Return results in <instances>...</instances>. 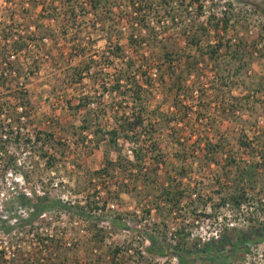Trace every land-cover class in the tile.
Masks as SVG:
<instances>
[{
    "label": "trees",
    "instance_id": "obj_1",
    "mask_svg": "<svg viewBox=\"0 0 264 264\" xmlns=\"http://www.w3.org/2000/svg\"><path fill=\"white\" fill-rule=\"evenodd\" d=\"M3 1L8 6L3 15L7 21L0 20V187L8 166L15 159L14 152H8L9 146L19 150L22 144L33 142L36 145L40 142L37 155L44 160L45 168L48 169L56 164L55 150L60 155L63 153V143L56 139L53 130L36 131L31 138L28 132L20 130L18 126L20 117L28 115L26 109L30 105V98L25 81L30 68V73H33L49 62L56 71L60 69L66 79V86L77 91L64 99V106L77 116L78 124L59 123L52 127L64 131V126H67L66 129L71 130L70 134L75 136L76 144L83 145L87 141L92 149L101 144L106 147L100 168L90 170L78 176V179L74 178L78 185L84 180L85 184L79 188L83 202L78 199L80 197L71 202L52 195L47 183L40 193L32 190V196H28L24 191L16 190L15 194L5 199L3 204L8 211H12L14 205L32 208L26 219L14 225L0 218V231L8 232L10 247L18 239L12 235L13 229L26 230V225H30L36 218L44 219L49 212L74 213L85 220L87 224L84 229L89 233L87 240L96 242V249H111L108 251L110 258L105 260L107 264H119L131 258L125 254L128 245L125 241L112 242L108 246L104 243L114 228L138 231L146 236L148 244L143 249L145 254L139 250L134 252V256L141 261L155 254L173 253L177 255L180 264H195L198 259L206 260L208 257L211 264L213 258L210 252L213 246L218 248V255L234 246L235 242L227 235L213 244L199 243L198 239L191 238L189 226L194 223H185L187 208L184 206L182 209L178 205L184 200L189 207H193L191 211L194 212L199 205L205 207L210 202L212 213L200 215L212 218L224 208L239 210L241 203L253 200L256 196H253L254 191H264V173L259 171L264 168V141L258 148L254 146L261 136L264 138V126H256L257 134L252 138L242 134L237 137L239 147L246 154H251L253 150L262 157V160L256 162L241 158L237 151L228 148V139L224 135L219 132L208 135L204 130L214 128L216 123L214 118L206 117L211 104H215V109H222L219 111L222 118H229V114H234L236 110L234 106L225 109L224 103L221 104L218 98L211 102L203 101L206 91H216V84L218 87L224 85L222 61L238 60L235 73L230 76L238 78L242 65H245L246 71L249 65L248 61H243L247 52L250 53L245 49H253L258 45L252 43L248 46L243 37L236 34L240 25L247 29L242 22L244 13L236 8L238 0L224 2L221 12H217L212 3L206 8L205 0H124L141 21L137 27H127L126 36L117 28V24L108 25L112 19L103 14L114 9L118 1L122 0H87L88 9L82 3L80 5L79 0ZM36 7L39 10L34 15L33 8ZM261 12L264 15V6ZM90 14H94L96 22L100 21L104 26L96 27L90 22L76 23L78 16L87 17ZM149 15L157 17L158 23L161 18H168L174 25L157 26V22H145V17ZM184 18L189 22L179 26L178 21ZM42 19L56 23H43ZM171 31H174V35L170 34ZM229 31L236 32L237 40L228 36ZM260 33H264V30ZM92 34L99 35L107 45L102 56L107 59L101 65V70L98 69L99 62L93 53L87 50ZM124 37L126 40L123 43L121 39ZM210 37L214 40H210ZM174 39H179L183 45L177 47L178 42ZM62 41L68 46L67 49L58 46ZM202 60L209 63L206 65L209 69L206 86L199 84ZM86 78L93 80L90 85L85 83ZM155 81L161 87L160 90L164 91V96L163 100L152 103L150 99L152 89L156 87ZM62 91L66 92L65 88ZM168 92L171 101L164 112L160 106L167 101ZM189 97H193V105L187 103ZM2 111L12 124L3 123ZM15 123L17 125L14 129ZM261 128L263 130L260 133ZM47 146H51L54 151L47 150ZM109 150L116 152V159L110 157ZM221 153L224 158L220 164L217 157ZM196 154L200 155L199 169L209 167L214 170L211 168L213 165L219 167L220 175L213 176V183L209 185L216 198L196 193L194 184L186 175L182 176L181 181H174L173 173L182 174L183 167L189 163V156ZM74 165L80 167L77 162ZM24 177L27 183L32 180L28 174ZM160 177L165 178L169 187L160 186L157 194H150L149 188L158 185ZM185 178L187 181L183 184ZM110 185L115 190L109 188ZM89 188L93 190L88 193ZM101 193L114 195L115 198H119V193L133 195L140 210L122 211L118 208L119 204L109 207V203H114V198L103 197ZM195 195L193 200L192 196ZM152 209L159 217L158 222L143 223L142 220H149ZM163 209H166L167 214L161 216ZM256 209L257 212L263 211L260 205ZM175 210L178 211L176 214L173 213ZM126 216L131 225L126 224ZM103 220L109 221L110 226H100ZM169 220L171 225L176 226L174 246L165 240ZM140 223L138 228L136 225ZM241 234L238 243L244 245L247 234ZM38 238L43 244L42 250L26 252L28 254L24 255L14 248L7 261L4 251L0 250V264H62L66 261L58 252L59 244L54 247L53 237L40 235ZM41 255H45L44 258H40Z\"/></svg>",
    "mask_w": 264,
    "mask_h": 264
},
{
    "label": "rangeland",
    "instance_id": "obj_2",
    "mask_svg": "<svg viewBox=\"0 0 264 264\" xmlns=\"http://www.w3.org/2000/svg\"><path fill=\"white\" fill-rule=\"evenodd\" d=\"M221 0L216 2H211L212 7H215V10L217 12H221L223 8L224 2L228 0ZM232 1V0H231ZM80 5L83 4V7L87 8L89 5L87 4V0H79ZM210 2L206 3V8L210 6ZM8 4L4 2L3 0H0V20L7 21L3 15L6 14L7 9L6 7ZM264 6V0H238V4H236V8L241 9L244 13L245 17H243V24L247 26V29L245 27H242V25L238 26V29L235 31H229L228 36H231L233 39L237 40L235 37V33L243 37L244 41H246V44H252L257 43V47L251 49L249 47L247 50L250 51L247 52V54L243 57V61H248V69L247 71L244 69L245 65H242V68L240 69L239 77H230L235 73V68L238 64V60L227 62L226 60L222 61L221 64V71L222 74H224L225 79L222 81L224 85L221 87H218L219 85L216 84V91L214 89L211 91L209 89V92L206 91V94L203 96V101L211 102L215 100V98H218V101H221L220 103H224V108L227 109L230 106L235 107L234 114H229V118L225 116V118L220 117L219 111L222 109H215V104H211V109L207 112L208 115L207 118H211L216 121L214 128L211 127V129L207 130L204 129L205 132L208 133V135H212L214 132H219V134L224 135L226 139H228V143L226 144L228 148L234 149L238 152V156L241 158L249 159L252 162H256L259 160H262V157L258 155L255 151L252 150L251 154H246V151L241 149L237 143V137H239L240 134L244 136H248V138H252L255 134H257V127L256 126H264V33H260L261 30H264V15L261 12V7ZM18 8V6H16ZM27 8V7H26ZM30 8V7H29ZM206 8H204V12L207 14ZM20 9V7H19ZM191 9V8H189ZM34 10V15L37 14L39 7H36ZM78 10V8H77ZM192 10V9H191ZM31 11V9H30ZM105 16H108L110 19L108 21V25L110 24H117V28L122 30L124 32V35L126 36L127 33V27L131 26H139L141 21L138 19V16L136 13H133L131 11V8L126 5V1L122 0L121 2L118 1V3L114 6V9L109 12L103 13ZM161 16V15H160ZM158 17L159 19L161 17ZM136 18V19H135ZM145 22H150L151 24H156L157 17L149 15L145 17ZM43 23L47 24H55L54 21H49L46 19H42ZM91 20V21H90ZM161 21L157 24V26H166V25H174L172 21H169L168 18H161ZM77 22H86L89 24H94L96 27H102V23L100 21L96 22V18H94V14H90L87 17H82L81 15L77 17ZM94 22V23H93ZM179 26L184 25L188 23V19L184 18L183 21H178ZM55 26V25H54ZM98 34V33H97ZM92 34L89 37L88 43H87V50L89 52H92L95 56L96 60L99 62V70H101V65L105 64V61L107 58H102L103 51L106 49V42L104 39H102L99 35ZM170 34L174 35V31H171ZM125 37L121 39V42H125ZM176 40L177 47L182 46L183 42L179 39ZM210 40H214L212 37H210ZM206 41V40H205ZM204 41L203 44L206 42ZM59 47H64L67 49V45H65L62 42H59ZM64 49V50H65ZM125 49H127L125 47ZM148 53V49H145ZM188 52V51H186ZM197 52V51H196ZM195 52V53H196ZM55 55V54H54ZM242 61V62H243ZM241 62V63H242ZM60 61L57 62L59 65ZM201 83L200 81H197L199 84H207L209 73H208V65L209 63H206L205 61H201ZM103 70V69H102ZM31 68L28 69V74L26 77V83L25 87L27 88L29 98H30V105L27 107V117L26 122L21 123L20 127L23 126L22 131L28 132V136L35 135L36 131H41L45 129H51L55 133V137L57 140L60 139V142L63 143L61 145L63 148L62 154H58L56 152L57 161L55 166L51 168H45L44 160L41 159L37 154L40 152L38 150L40 146V142L36 145L33 142H29L28 145L25 144L21 146L19 150H14L11 146L8 147V152L15 154V159L13 160V163L8 166V174H5L2 178L3 180H8V182H11V186H14V190H26L30 191L32 193L33 191H41L42 187H45V183H47V188L50 190V193L52 195H57L64 200L73 202L75 198H78L81 200V195H79V188H82V185L85 184L83 181H81L78 184L74 181V178H79L78 176L84 175L89 173L91 170H95L100 168L102 165V159H103V153L106 147L104 144H101L98 148H91V145L87 141L82 144H76L75 143V136H72L70 131L67 128V126H64L65 130H59L56 129L57 127H52L55 125L60 124H72L75 125L78 124L77 116L75 114H71V111H69L64 106V99L69 98L70 95L75 94L77 92L73 89V87L69 88L70 86H66V79H64V75L61 74L60 69L59 71H56L54 67L52 68L50 66V63L47 62L45 65L41 66L38 71L30 73ZM104 71V70H103ZM113 71V70H110ZM56 72V74H55ZM100 72V71H99ZM206 72V73H205ZM229 76V77H228ZM194 80V79H192ZM93 80L91 78H86L85 83L87 85H90ZM261 82V83H259ZM156 87L152 89V95L151 99L152 103L156 102V100H163L164 91H161V87L158 86L157 81H155ZM55 86V87H54ZM206 86V85H205ZM158 87V88H157ZM62 88H65L66 92L62 91ZM88 89V88H87ZM160 90V91H159ZM205 93V92H204ZM154 98H153V97ZM170 93L168 92L167 101L161 104L160 108L162 111L166 112L168 109V105L170 104ZM60 97V98H59ZM193 97L188 98L189 105H193ZM106 100V99H105ZM155 100V101H154ZM240 105V106H238ZM218 110V113L216 112ZM198 111V110H197ZM197 113V112H196ZM204 118V117H203ZM204 120V119H203ZM17 125L16 123L13 125ZM19 126V125H18ZM256 127V128H255ZM27 128V129H26ZM264 128V127H262ZM260 133L262 132V129ZM27 130V131H26ZM205 134V133H204ZM259 134V133H258ZM90 138V137H89ZM254 146L258 148L264 141V138L261 136ZM61 143V144H62ZM47 150L50 152L54 151V149L51 146L46 147ZM258 150V149H257ZM37 151V152H36ZM109 155L112 159H116V152L114 150H109ZM124 154H128L126 151H123ZM199 154L196 155H190L188 160L189 163L187 167H183L184 171L182 174L176 175V173H173L174 181H181L182 176L186 175V177L190 178V182L194 184V188L196 190V193H200L202 196L206 197L208 195H212V189L209 185L213 183V176L220 175L218 171V166H212L214 170H211L209 167H204L202 169L198 168V165L200 164V158ZM218 160L220 161V164L223 162L224 154L221 153L218 155ZM61 160V161H58ZM74 162L78 163L80 167H76L74 165ZM9 164V163H8ZM146 165V164H145ZM149 165V164H148ZM184 166L185 163H184ZM13 172L10 174V172ZM259 171L264 173V168L259 169ZM28 174L32 180L27 183L25 180L24 175ZM178 174V173H177ZM176 175V176H175ZM22 176V178L20 177ZM178 176V177H177ZM15 178H17L15 180ZM177 178V179H175ZM165 178L160 177L158 178V185L152 186L149 188V193H158V190H160V186L169 187L168 183L164 181ZM186 178L183 180V184L186 182ZM5 182V181H4ZM129 184V183H128ZM182 184V183H181ZM7 185V184H6ZM98 186V185H96ZM94 187V185H93ZM109 188H114L113 185H110ZM97 189H100L97 187ZM93 189H88V193L91 192ZM115 190V188L113 189ZM12 188L8 184V194H11ZM112 192V191H111ZM113 194V193H112ZM84 195V194H83ZM256 195V196H255ZM101 196L105 197L108 196L104 193H101ZM214 198H216L215 195ZM253 200L252 202H256L257 206L260 205V207L263 209L262 212H256L255 214L249 212L248 214L243 215L242 213L239 214L240 210L230 211L227 208L221 209L220 213H217L216 215H213L212 218H209V220H218L221 219L224 223L223 227L221 228L220 234L221 237L216 239L214 242H220V239L222 236L227 235L230 236L233 233L241 232L248 230V228L253 227H260L264 229V203L260 202V198H264V191H261L258 193V191H254ZM109 198H114L113 205L117 206L118 204L121 205L118 208H120L122 211L126 212H136V210H140L139 206L136 203V199L133 197V195L125 194V193H119V198H115L114 195H109ZM196 198L195 196H192V199L194 200ZM102 199V198H101ZM83 202V200H81ZM111 203H109V207ZM168 206V205H166ZM186 206L187 208V215H185V223L190 224L191 222L194 223V225L189 226L190 231L193 230V228L196 226V221L200 224V222H205L208 220V218L200 215L201 213H212L211 209V203H207V205L204 206H198L196 211L192 212L193 207H189L187 203L183 200L178 207L184 208ZM113 208V207H112ZM166 209H163L160 213L161 216L165 213ZM178 211L175 210L173 213H177ZM223 212V213H222ZM48 216H53L54 218L50 221H48ZM129 217L126 216L124 219L126 221V224L131 225V221L128 219ZM161 218V217H160ZM252 219V220H251ZM159 217L155 214L154 209L150 212V218L149 220H142L143 223L151 224L158 222ZM251 220V221H250ZM49 222V223H47ZM52 222H54V225H52ZM188 222V223H187ZM37 223L42 226V232L43 233H51L53 234L54 239V247L56 248L59 244L58 252L61 255V257H64L66 261H63L62 264H79V262H91V264H107L106 259L110 258L109 252L111 251L110 248H103V250L96 249L97 243L93 241H88L87 237L89 236L88 231L86 232V229H84L85 225L87 224L85 220H83L81 217L77 216L76 214H55L52 212H49L46 214L44 219L39 218L37 220ZM231 224V225H230ZM263 224V225H262ZM104 227L110 226V223L108 225H102ZM168 226H171L170 220L168 222ZM175 226V225H174ZM176 227V226H175ZM46 229V230H45ZM107 231V228H106ZM140 232L138 231H128L126 228L123 229H117L114 228V231L109 235V238L106 237L105 244L107 246L109 244L115 243V242H126L128 245L126 248H130L131 246L135 244H141V241L138 239V235ZM205 236L207 237L208 234L206 233ZM71 238L72 243L70 246L64 247L63 246V239L64 238ZM166 240V239H165ZM264 240V239H262ZM88 241V242H87ZM147 241V239H146ZM139 242V243H138ZM212 242V244L214 243ZM262 242V241H261ZM260 241H254L250 242L249 246L252 244L260 243ZM264 243V241H263ZM148 244V241L145 244H142L143 247ZM43 245L40 243H34L32 244L30 253H33L35 251H39V248ZM38 247V248H37ZM94 247V248H93ZM127 248V249H128ZM18 252H27L23 251V248H16ZM109 251V252H108ZM126 251V250H125ZM17 253V252H16ZM28 254V253H26ZM126 254V253H125ZM144 255L145 253L142 252ZM23 255V256H24ZM129 253L126 254L128 256ZM45 255H41L40 258H44ZM154 256H159V254H155ZM105 258V259H104ZM36 258H34V261ZM129 259L126 261H122L119 264H129ZM242 261V260H241ZM98 262V263H97ZM230 262L228 261V264ZM195 264H210L209 263V257L206 258V260H200L198 259L195 261ZM240 264V263H239Z\"/></svg>",
    "mask_w": 264,
    "mask_h": 264
},
{
    "label": "built area",
    "instance_id": "obj_3",
    "mask_svg": "<svg viewBox=\"0 0 264 264\" xmlns=\"http://www.w3.org/2000/svg\"><path fill=\"white\" fill-rule=\"evenodd\" d=\"M216 1L219 2L221 0H205V5H206V3H209V2L211 3V2H216ZM20 109L21 108H19V110ZM1 116L4 119L3 123L5 125H8V122H11V120L7 116H5V112L2 111ZM19 122H20V124L26 122V117L25 116L20 117ZM11 124H12V122H11ZM20 124H19L20 130L25 129V128H23V126L20 127ZM13 128L15 129V126H13ZM5 129H6V127H5ZM12 173L13 172L11 171L10 174H12ZM7 174H8V170H7ZM20 177L22 178V176H20ZM16 179L17 178H15V180ZM8 184L12 188L11 195L16 193V189L14 190V186H11V182H8V180H3V182L1 183V187H0V218L6 220V222L9 223L10 225H14L17 222L21 221L22 219H26L28 217L29 213L31 212L32 208L27 207V206H22V205H14L12 207V211H10V210L8 211L7 208L5 207V205L3 204L5 199H8V197L10 195V194H8ZM22 191H24L25 194H27L28 196H32V193L30 191H26V190H22ZM37 192H39V191H37ZM259 201L264 203V198H260ZM110 206L114 207L113 204H110ZM256 207H257L256 202H252V201L243 202V203H241V205L239 207V210H240L239 214L242 213L243 215H245V214H248L249 212H251L252 214L253 213L255 214L257 212ZM10 215L12 217L10 219H8V217ZM45 216H44V218H45ZM39 218H36L30 225H26V230L13 229L12 235H14L18 239H17L15 245H13L12 247H10V245L8 244V241H9L8 240V235H9L8 232L4 233L3 231H0V250L4 251V257H5L6 261L9 259L10 256H12V250L14 248L18 249L21 247V248H23V251L26 250L27 252H31V251H33V250H31L32 244L40 243L38 236L43 235V236H47L49 238L53 237V234H51L49 232H47V233L42 232V228H41L42 226H40V224L37 223V220H39ZM53 218H54L53 216H48V221L52 220ZM47 223H49V222H47ZM108 223H109V221H107V220L100 221V226L108 225ZM195 223H196V226L193 228V230L190 231V237L198 239L199 243H212L216 239L221 237L220 231L224 225V223L221 219L209 220V218H208L207 221L200 222V224L198 223V221H196ZM52 225H54V222H52ZM136 226L139 228L141 226V223L137 224ZM31 227H33V229L29 230V228H31ZM175 229H176V227L174 225H171L168 227V229L166 231V242L168 244H170L171 246H174L176 244L175 235H174ZM206 233L208 234L207 237L205 236ZM138 239H139V241H141V244H135V245L131 246L130 248L127 247L128 249L126 248L125 253L126 254L129 253V255L131 256V258L129 259L130 260L129 264H180L177 255L173 254V253H170V254L168 253V254L159 255V256H153L152 258H149L146 261H141V260L137 259L134 256V252L136 250H139L142 252L144 249L142 244H145L147 242L146 236L141 234V233L138 235ZM261 241L260 242L262 244H260V243L252 244L248 247V249L243 254V258H242V261L240 262V264H264V243H263L264 240H261ZM71 243H72L71 238L66 237L63 239V246L64 247L70 246ZM32 249H33V247H32ZM40 249L42 250V245L39 248V250ZM143 253H145V251H143Z\"/></svg>",
    "mask_w": 264,
    "mask_h": 264
},
{
    "label": "crops",
    "instance_id": "obj_4",
    "mask_svg": "<svg viewBox=\"0 0 264 264\" xmlns=\"http://www.w3.org/2000/svg\"><path fill=\"white\" fill-rule=\"evenodd\" d=\"M241 233H246L247 237L244 239V245L239 244V240L241 237ZM232 240L235 242V245L228 248L226 252L224 251L223 254L218 255V248L213 246L210 252V255H212L211 264H227L228 261L230 263H236L239 264L243 258V253L245 252V247L249 245L250 242L257 241L259 238H264V229L260 228L259 226L248 228V230L236 232L230 235ZM234 244V243H233Z\"/></svg>",
    "mask_w": 264,
    "mask_h": 264
},
{
    "label": "flooded vegetation",
    "instance_id": "obj_5",
    "mask_svg": "<svg viewBox=\"0 0 264 264\" xmlns=\"http://www.w3.org/2000/svg\"><path fill=\"white\" fill-rule=\"evenodd\" d=\"M248 247H249V246L245 247V248H246L245 251L248 249ZM220 264H221V263H220ZM229 264H232V263H229ZM233 264H236V263H233Z\"/></svg>",
    "mask_w": 264,
    "mask_h": 264
}]
</instances>
